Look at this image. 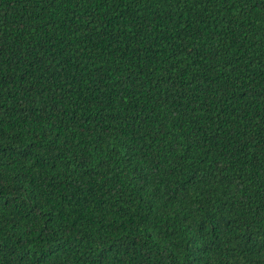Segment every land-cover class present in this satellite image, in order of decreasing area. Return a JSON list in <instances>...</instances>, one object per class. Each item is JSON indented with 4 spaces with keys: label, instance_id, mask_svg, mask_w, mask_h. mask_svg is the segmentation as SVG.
I'll use <instances>...</instances> for the list:
<instances>
[{
    "label": "trees",
    "instance_id": "1",
    "mask_svg": "<svg viewBox=\"0 0 264 264\" xmlns=\"http://www.w3.org/2000/svg\"><path fill=\"white\" fill-rule=\"evenodd\" d=\"M0 264H264V0H0Z\"/></svg>",
    "mask_w": 264,
    "mask_h": 264
}]
</instances>
